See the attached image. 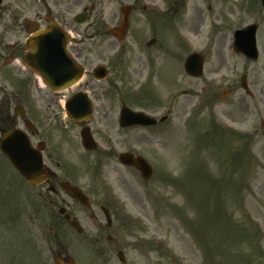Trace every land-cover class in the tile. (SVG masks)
Segmentation results:
<instances>
[{"label": "rangeland", "instance_id": "374dc122", "mask_svg": "<svg viewBox=\"0 0 264 264\" xmlns=\"http://www.w3.org/2000/svg\"><path fill=\"white\" fill-rule=\"evenodd\" d=\"M257 2L217 0L213 34L183 40V65L193 52L205 56L202 79L189 78L183 67L180 71L168 68L158 84V76L135 72L132 64L125 75L126 86L137 100L128 107L151 115L158 106L166 107L162 115L173 111L165 130L136 131L145 141L148 135L163 137L166 150L160 153L143 145L141 154L151 160L155 170L150 181L129 172L134 191L129 197L123 195L132 202L126 200L134 221L125 232L132 245L124 251L128 264H262L264 33L258 34L260 57L256 63L233 48V31L258 21L250 15L261 11ZM171 63L168 58L167 66ZM174 66L180 68L181 63ZM245 75L250 85L259 84L252 88L254 98L246 99L248 106L240 85ZM214 93H218L215 103L208 104ZM225 108L231 109L230 121L216 115ZM2 168L0 264H55V260L69 257L75 264H120L117 251L105 261L84 236L70 237L67 224L57 219L61 204H51L48 197L42 196L39 214H31L27 208L23 214H8L13 205L18 209L27 195L25 189L31 187ZM5 182L11 185L9 193L4 191ZM89 199L96 210L100 202L94 195ZM89 216L79 214L77 218L86 235L93 234L92 226H106L103 214H98V222Z\"/></svg>", "mask_w": 264, "mask_h": 264}, {"label": "flooded vegetation", "instance_id": "af4514ba", "mask_svg": "<svg viewBox=\"0 0 264 264\" xmlns=\"http://www.w3.org/2000/svg\"><path fill=\"white\" fill-rule=\"evenodd\" d=\"M216 4L217 0H0V167L11 166L1 152L2 141L17 132L42 153L45 169L52 172L41 186L29 189L25 201L31 214H39L42 196L61 204L65 214H91L94 222L98 214H113L116 227L92 226L93 234L84 239L101 247L106 261L109 252L122 251L123 243L131 247L122 235L130 219L124 204L129 198L123 195L134 191L129 172L136 170L122 166L119 158L140 157L144 144L162 153L166 144L163 137L148 135L145 141L137 136V128L120 127L123 108L134 103L125 75L132 64L135 72L158 76L161 84L168 68L180 71L174 64L184 58L183 40L213 34ZM67 57L84 70L82 80L70 88L55 83L54 77L67 71ZM246 77L251 89L259 85H250ZM212 96L214 104L218 93ZM244 104L248 106L246 99ZM164 109L158 106L153 114ZM230 111L225 108L216 115L230 121ZM83 135L96 149L84 148ZM80 190L101 201L97 210L83 209L90 206L77 199L82 198ZM21 211L18 206L8 214Z\"/></svg>", "mask_w": 264, "mask_h": 264}, {"label": "water", "instance_id": "95a60500", "mask_svg": "<svg viewBox=\"0 0 264 264\" xmlns=\"http://www.w3.org/2000/svg\"><path fill=\"white\" fill-rule=\"evenodd\" d=\"M263 5H264V0ZM256 27L247 29L237 33L236 40V51L245 54L249 59L256 60L258 58V52L256 48ZM186 72L193 77H200L203 73V60L202 58L195 54L190 56L185 63ZM81 69L73 65L72 80L76 81L81 76ZM70 77V75H69ZM70 79V78H69ZM243 86H246L245 79L243 80ZM122 122L124 126L131 125H150L154 121L149 120L141 114L126 113L122 117ZM28 141L25 140L24 146L19 151H12L8 146L3 147V151L8 155L9 159L16 167V169L24 176L28 183L32 185H37L41 183L43 179L40 180L39 172L41 169V161L38 160L32 154V150L28 147ZM131 163V162H129ZM138 169L143 172L145 178L150 176V171L144 168L142 165H137ZM120 258H122L120 256ZM122 262L124 260L122 259Z\"/></svg>", "mask_w": 264, "mask_h": 264}]
</instances>
